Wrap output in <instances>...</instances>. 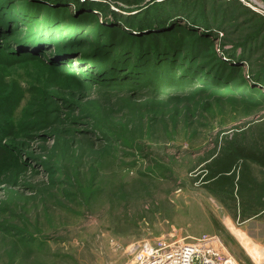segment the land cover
Returning a JSON list of instances; mask_svg holds the SVG:
<instances>
[{
	"label": "rangeland",
	"instance_id": "1",
	"mask_svg": "<svg viewBox=\"0 0 264 264\" xmlns=\"http://www.w3.org/2000/svg\"><path fill=\"white\" fill-rule=\"evenodd\" d=\"M245 4L0 0V264H130L132 243L227 233L231 180L264 174L231 156L264 134Z\"/></svg>",
	"mask_w": 264,
	"mask_h": 264
},
{
	"label": "built area",
	"instance_id": "2",
	"mask_svg": "<svg viewBox=\"0 0 264 264\" xmlns=\"http://www.w3.org/2000/svg\"><path fill=\"white\" fill-rule=\"evenodd\" d=\"M245 5L264 18V6L252 0H246ZM190 240L161 237L151 242L132 243L127 248L130 264H235L219 250L221 243L216 237Z\"/></svg>",
	"mask_w": 264,
	"mask_h": 264
},
{
	"label": "crops",
	"instance_id": "3",
	"mask_svg": "<svg viewBox=\"0 0 264 264\" xmlns=\"http://www.w3.org/2000/svg\"><path fill=\"white\" fill-rule=\"evenodd\" d=\"M259 171L264 173V169ZM250 173L255 183L264 184V174L255 178L252 171ZM251 194L253 198H245L254 200L257 205L255 210H243L241 205L246 201L237 203L236 209L231 210V217L222 216L227 233L216 237L221 243L219 250L226 253L235 264H264V189H255Z\"/></svg>",
	"mask_w": 264,
	"mask_h": 264
},
{
	"label": "trees",
	"instance_id": "4",
	"mask_svg": "<svg viewBox=\"0 0 264 264\" xmlns=\"http://www.w3.org/2000/svg\"><path fill=\"white\" fill-rule=\"evenodd\" d=\"M72 6L77 11L80 8H82V6H85V5L75 3V4H72ZM99 6H103V4H100ZM90 10H91V8H90ZM109 13H113V12L109 11ZM163 21L164 22H162V20L158 21L159 23L161 22L162 25H155V27L161 26L157 30H162L163 27L165 28L166 25H167L166 28L170 27V26H168V24L170 23L169 20H163ZM111 27H113V26H111ZM114 30L121 32V30H122L121 24H117V26H114ZM89 44L90 43H88V45ZM90 47L92 48V46H90ZM91 48L89 50L87 47L88 50H86L83 54H81L79 56V58H86V57L93 56V54L96 53L95 52L96 50L94 51ZM181 97H184V96H181ZM180 99H183V98H180ZM255 127H257V126H255ZM252 129L253 130L255 129L254 126H253V128L250 129V131H253ZM246 133H243L241 135V137L237 136V137H235V139H231L232 141L230 144L232 147L231 150L233 151V153H231L232 160H234L238 164L240 163V165L243 163H251V164L259 166L261 169H264V134L258 135V132H256V133H252V135L250 134V135L245 136ZM248 136H251V137H248ZM231 185L236 187L235 197H233V195L230 196L231 205L233 206L232 209H234V210L236 209L237 203L242 204V201H246L245 203L243 202V204L241 205V207L243 206V210H250V211L255 210L257 205L254 202V200H246L245 197H249L250 199L253 198V195L251 194L253 192V190L264 189V184L259 185V184L255 183L253 177L251 176L250 171L247 168H244L243 171L240 172V175L237 176L236 182L231 180Z\"/></svg>",
	"mask_w": 264,
	"mask_h": 264
}]
</instances>
